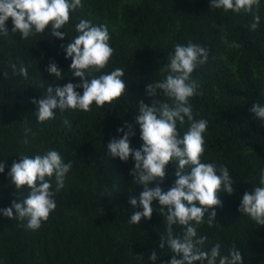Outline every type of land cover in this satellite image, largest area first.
Wrapping results in <instances>:
<instances>
[{"label":"trees","instance_id":"1","mask_svg":"<svg viewBox=\"0 0 264 264\" xmlns=\"http://www.w3.org/2000/svg\"><path fill=\"white\" fill-rule=\"evenodd\" d=\"M82 3L64 27L69 37L63 41L50 34L22 40L18 32H11V18L6 22L9 35L0 36V160H6L5 173L0 174V208L10 206L15 196L27 195L26 191L15 193L7 176L18 155L55 148L65 161H73L64 187L56 194V209L38 230L20 227L15 218L0 216V264H149L153 249L161 255L157 264L171 259L167 246L159 248L166 224L159 211L137 225L128 222L135 211L129 196H138L143 189L130 174L134 160L131 156L126 162L113 159L105 148L113 137L122 135L118 128L127 130L124 121L134 122L141 99L150 104L145 86L163 78L161 69L174 45L188 41L209 50L207 62L193 73L201 94L191 98L194 117L209 122L202 159L227 165L237 182L234 194L218 193L222 205L216 208V222L212 226L201 224L198 234L208 236L209 247L220 242L225 252L235 245L243 254L244 264H264V225L238 211L244 192L254 189L264 168V121L250 111L253 101L264 102V0L259 5L261 20L255 30L250 27L251 13L211 9L210 0ZM80 19L107 25L114 53L100 71L124 68L126 95L104 107L93 104L90 112L57 110L54 119L38 122L32 100L39 99L48 83L56 79L47 72L49 62L55 61L64 73V80L53 87L79 80L72 78V61L65 59L61 44L67 45L77 35L75 24ZM233 41L240 46L232 47ZM13 63L26 65L28 76L14 73ZM25 127L32 129L26 144ZM178 129L182 135L187 123ZM130 140L132 148H140L138 126ZM174 167L170 162L164 180L152 186L160 183L167 191L176 179ZM153 206L161 207L158 201ZM174 228L180 230V226Z\"/></svg>","mask_w":264,"mask_h":264},{"label":"clouds","instance_id":"2","mask_svg":"<svg viewBox=\"0 0 264 264\" xmlns=\"http://www.w3.org/2000/svg\"><path fill=\"white\" fill-rule=\"evenodd\" d=\"M261 0H210L211 9L241 11L253 15L252 30L258 28L261 17ZM83 6L82 0H0V36L9 35L6 22L11 18L12 33H19L27 39L36 34H50L63 41L68 32L64 30L70 18ZM48 30L46 33L45 30ZM77 35L70 38L67 45L61 44L65 59L71 58L72 78L62 86L57 81L64 80L63 70L55 61H50L47 72L56 79L48 83L39 99H33L38 122L55 118L57 110L92 111V105L104 107L125 94V69L115 67L101 72L113 56L107 25L93 24L89 19H80L75 24ZM69 37V36H68ZM232 47H239L235 41ZM209 50L199 43L188 41L176 43L168 54V63L161 71L163 78L152 80L145 86L151 102H138L134 122L124 121V127L106 145V154L121 161L134 160L131 177L143 189L137 195L129 196V203L135 211L129 216V224L137 225L143 219H150L154 211L163 215L165 232L160 235L159 248H167L171 259L161 264H244L242 252L232 245L222 251L220 242L209 247L208 236L198 234V227L216 222V208L222 205L218 193L229 195L236 192L233 179L225 164H217L202 159L205 152V134L208 120L196 118L193 114L191 98L201 94L200 82L193 73L208 60ZM14 73L26 78L28 67L11 64ZM99 72V75H93ZM7 75V73H4ZM79 89H83L82 93ZM167 99H161L160 97ZM250 111L264 121V102L253 101ZM67 124L68 121L65 120ZM187 123V130L181 135L178 125ZM138 126L140 148H132L130 137ZM24 143L32 129L25 127ZM7 172L9 184L16 192H27L23 198H15L10 206L0 208V216L15 218L20 227L38 230L51 212L57 207L56 194L64 187L66 175L73 167V161H65L61 153L53 148L33 155H18ZM175 165V181L164 191L160 186L166 177L169 163ZM6 160H0V174L5 173ZM251 192L245 191L238 211L248 216L257 225H264V168L259 171V183L253 184ZM137 191V189H136ZM131 192V193H135ZM130 193V194H131ZM161 206L156 209L153 202ZM174 226H180L176 231ZM160 254L153 249L149 264H157ZM144 261L141 255L136 256Z\"/></svg>","mask_w":264,"mask_h":264}]
</instances>
